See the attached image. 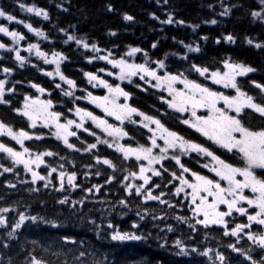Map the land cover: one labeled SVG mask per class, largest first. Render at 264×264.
Masks as SVG:
<instances>
[{"label":"trees","instance_id":"obj_1","mask_svg":"<svg viewBox=\"0 0 264 264\" xmlns=\"http://www.w3.org/2000/svg\"><path fill=\"white\" fill-rule=\"evenodd\" d=\"M28 7L43 9L48 18L28 12ZM225 7L230 11L221 15ZM262 7L259 0H0V9L16 18L8 21L0 17V25L24 36L17 43L0 33V43L7 46L0 49V79L6 80V89H13L5 91L4 99L9 103H0V120L15 131L23 129L31 135L30 140L24 141V147L30 150L25 156L53 153L42 157L44 164L32 166L33 171L45 177L33 182L31 172L22 164H14L7 153L0 151V209H8L0 212L6 221L0 224V264H33V259L41 264H251L244 255L229 248V244L247 252L259 264L264 248L257 243L248 240L236 244L222 238L220 233L198 228L196 221L190 219V210L181 206L182 196L175 197L176 186L161 190L168 201L166 204L143 200L151 186L140 188V193L136 192L137 187L126 190L132 182L139 184L137 178L130 175L138 171V162L127 161L103 143L120 138L97 129L90 119L85 125L89 131L78 129L77 136L68 138L75 145L70 149L54 135L53 125L45 126L44 121L37 119L35 126L30 127L31 121L14 109L23 107L25 96L34 99L42 94L44 99L52 101V111L61 113V123L73 119L72 111L79 107L119 125L120 122L110 119L91 102L89 93L103 97L108 90L98 81H90L85 73H93L112 85L119 84L131 94L130 104L140 109L143 107L137 99H147L141 95L142 91L157 89L148 76L143 80L140 75L120 80L119 69L99 59L101 56L147 64L157 72L183 73L184 77L202 84L206 81L192 69L193 64L210 70L222 69L220 62L231 59L255 69L237 77V81L256 102H264V93L255 86L264 85V20L251 15ZM125 14L133 19L125 20ZM169 15L173 23H163ZM211 20L216 23H209ZM26 24L41 30L47 38L37 36ZM229 34L235 38L234 42L224 39ZM68 35L89 45L95 44L98 51L68 40ZM247 39L254 43L248 44ZM256 43L262 47L256 48ZM29 44H37L49 61L53 59V52L66 57L60 63V71L75 81V87L61 81L55 75L56 64L45 63L35 49L28 50ZM186 45L199 47V51H190ZM13 48L19 49L20 55L25 57L22 65L15 59ZM131 48L141 51L129 55ZM159 60L164 61L163 69L155 63ZM5 67L12 69L11 73H4ZM48 72L53 75H47ZM34 84L45 91L40 92ZM66 91L72 95H65ZM153 96L154 99L161 97L155 93ZM241 118L245 126L264 127L260 124L264 117L258 113L246 110ZM170 127L180 128L177 123ZM128 130L137 131L131 125ZM93 132L96 135H92ZM132 138L138 142L143 140L136 135ZM0 143L23 151L21 145L7 135L0 138ZM93 143L96 148L85 151ZM105 158L114 167L105 165ZM182 163L195 169L190 161ZM5 168L12 170L5 171ZM52 168L56 171L51 172ZM173 169L179 171V165L176 163ZM60 172H64L63 178ZM71 173H75V178L69 184ZM169 202L173 205H168ZM21 213L27 219L13 230ZM116 231L141 239L113 240L112 234ZM9 232L13 234L9 236ZM206 249L209 251L204 255ZM217 253L223 255V261L217 259Z\"/></svg>","mask_w":264,"mask_h":264},{"label":"snow or ice","instance_id":"obj_2","mask_svg":"<svg viewBox=\"0 0 264 264\" xmlns=\"http://www.w3.org/2000/svg\"><path fill=\"white\" fill-rule=\"evenodd\" d=\"M261 5H264V0H259ZM111 10V6H109ZM28 12H35L37 16H43L45 19L48 18V13L40 8L28 7ZM230 9L227 7L224 8V11L221 15H227ZM251 15L255 18L258 17L261 20H264V7L260 11H252ZM0 17H6L8 21H13L16 18L12 15L7 14L3 9H0ZM124 19L131 21L132 16L125 14ZM163 23H173V18L171 15L168 16L166 21ZM178 23L183 24L184 21H178ZM209 23L215 24L216 20H211ZM30 31L34 32L37 36L45 37V33L37 28H33L31 24H26ZM195 27V26H193ZM64 32V29H60ZM0 33L12 38L14 42H19L23 40L24 36L16 31H9V29L3 25H0ZM115 33H113L114 35ZM47 38V37H45ZM68 40H75L78 45H82L85 49L89 47L96 49V45H89L82 39H77L73 35L67 36ZM206 39V37L204 38ZM228 42H234V37L229 34L224 37ZM219 43V40H217ZM247 43L252 45L254 42L251 39H247ZM156 45L153 44V47ZM7 46L4 43H0V49H5ZM190 51H199V47L192 48L191 45H186ZM256 48H261L262 45L259 43L255 44ZM35 49L36 55L44 58L45 63H54L56 64L55 75L59 77L61 81H65L70 87H75V81L67 78L60 71V63L63 59H66L61 53L53 52V59L49 61L45 52L40 51L37 44H29L28 50L31 51ZM16 53L15 59L21 62V65L25 61V57L21 56L19 49H11ZM98 51V49H96ZM141 51L139 48H131L129 55ZM147 55V54H145ZM99 59L106 60L113 67L119 69L117 73L120 80L130 79L133 76L140 75V79L143 80L145 76L155 79V87H160L162 85L166 86L167 91L171 94L172 99L167 101L170 108L176 109L177 111L191 112L193 119H185L182 122L185 125L195 129L202 136L206 137L208 140L212 141L214 144L226 149L229 152L239 153L243 166H236L232 163H228L225 160L221 159L220 156L216 155L208 147L200 143H196L192 140L185 139V137L179 135L175 131H171L166 128L159 119H156L152 116H148L143 112H139L138 109L131 107L129 104H119L117 100L119 97H124L125 101L129 97V93L124 91L119 84L112 85L109 84L106 80L100 79L93 73H85L90 81H98L100 85H103L107 88L109 95L103 97H95L89 93V98L91 102L96 104L97 107L103 109V111L108 116H113L117 121L123 123L125 120L130 119L133 114H138L144 118L147 123H144L145 128H149V124H154L156 129H159L161 132L160 139L164 142V147L160 148L162 153H166L168 149L179 148L182 153L196 152L199 154H204L206 157L211 158L213 162L212 167L210 168L211 172L215 173V176L219 179L209 178L204 175H200L197 172H192L191 175L195 178L194 182H190L188 179L184 178L183 173L188 172L189 169L184 167L181 164L179 156H173L172 159L180 165L183 170L178 177L180 180V187L175 189L176 193L179 194L184 191V188L187 187L191 189V192L188 194L191 197V203L195 205L191 210L196 215H202L203 219L198 220L199 224L208 226L212 224L224 225L225 226V235L229 234V231L232 236L237 237L238 233L243 231L245 228H250L252 222H255L261 226H264V127L255 129L252 127L245 126L242 122L241 114L245 109H251L254 112L258 113L260 117H264V102H256L252 95H248L244 92L238 84L237 77L245 76L250 72H254L255 69L251 66L233 62L231 59H223L220 63L222 64L221 68H216L210 70L206 66H198L193 64L191 67L195 70L201 77L205 79H210L216 85H222L225 89H233L235 95H227L222 91H215L212 88L205 86L202 83L197 82L196 80L188 79L184 77L183 73L171 74L165 73L164 76L157 74V71L147 64H135L129 63L127 60L121 59H109V56H101ZM157 66L161 69L165 67L164 61L159 60L155 62ZM12 69L3 68L4 73H11ZM103 71V69H101ZM113 73H109L112 75ZM47 75L52 76V72H48ZM5 79H0V103L7 104L9 101L4 99L5 91L12 92V88H5ZM179 83L183 85V88H176L174 85ZM255 84V82L253 81ZM60 87V85H56ZM257 88L261 90V93H264V85L255 84ZM40 92H44L45 89L41 88L39 85H33ZM65 95L71 96L70 91H66ZM30 98L25 96V102L22 108L14 109V111L21 113L23 116L27 117L31 121L30 127H34L37 119H43L45 126L49 124L54 126V135L61 139L64 144L72 149L75 148V145L69 142V137L76 136L75 131L70 129L74 126L76 129H81L84 127L85 119H90L97 128L102 129L103 132L107 133L109 136L114 138H122L128 135L121 127L113 126L109 124L107 120L94 115L90 111H86L82 108L77 107L75 109L76 116L79 117V122H76L73 119H67L65 122H60L61 113L60 112H50L48 109L52 107V101H41L39 98L32 99L29 102ZM197 109H206L207 115H197ZM71 111V109H69ZM135 123V121H133ZM84 131H89V129L84 128ZM149 131L153 132L151 139V146L139 145L135 148L125 147L122 144L117 143L116 149L119 152L123 153L125 159L130 156H134L137 161L141 159L147 161V165H140L139 173L131 172L132 177L139 175L140 179L143 180V184L136 188V192L140 193V188L143 185L149 183L151 179L150 176L145 175L146 172L151 171L153 175H160L159 171L152 168L151 165L158 163L159 160L163 159V156H154L153 149L160 147L157 144L155 130L149 128ZM0 134H6L16 141L17 144L21 145L23 151H16L12 147L7 146L4 143H0V151L7 153L11 157L14 164H22L24 168L31 172L33 182L37 180H44L45 177L41 176L38 172L33 171L31 165H36L39 167L41 164H44L43 156L53 155L52 152H41L38 153L34 158H25V154L30 150L27 147H24V141L26 139H31L30 134L20 129L18 131L13 130L10 126L0 122ZM92 135H96L94 132ZM97 141L99 137H97ZM107 143L109 147H112V144L108 143L107 140L102 141ZM96 148V144H89L85 151L89 149ZM99 162L100 158L97 157ZM103 163L109 167H114L112 162L108 159H103ZM205 168L209 166L204 165ZM257 169L261 170V175L257 174ZM5 171H11V168H5ZM56 171L55 168L51 169V172ZM49 172V175H51ZM60 177H64V172H60ZM175 176V173H173ZM241 177L242 179H238ZM75 178V173H71L68 176V183L72 184V181ZM128 177L125 176V180ZM226 185V186H225ZM132 188V185L129 184L126 186V190ZM245 190H250L252 195H246ZM163 195V193H161ZM146 199H159L158 196H153L151 189L148 190V195ZM211 198V199H209ZM64 201H61L63 203ZM163 202V201H161ZM123 203V201H121ZM248 207H245L244 205ZM223 205L226 210H220V206ZM248 208H252L253 211L250 213ZM8 209H0V212H7ZM233 212L240 213L247 217V224H236L234 228L230 230L227 228L226 217L232 215ZM27 217L21 213L17 223L13 225V230L19 228L23 221ZM32 219H36L32 217ZM5 217L0 216V224H5ZM135 227V225H133ZM111 227V225H109ZM13 233L9 232L8 235L11 236ZM248 239L252 240L254 243L258 242L259 245L264 248V233L254 235L251 231L247 233ZM113 240H127V239H141L139 236L130 235L128 233H121L116 231L112 234ZM179 245L180 241H176ZM229 248H232L233 251L241 253L244 257L251 261V264H258V262L253 259L247 252H243L240 248L235 247L233 244L228 245ZM196 249H193L195 251ZM183 252L184 249L181 248ZM209 250L204 251V255L208 254ZM83 255V253H81ZM217 259L223 261L224 257L222 254L217 253ZM33 264H41L40 261L33 259ZM259 264H264V257L261 258Z\"/></svg>","mask_w":264,"mask_h":264},{"label":"flooded vegetation","instance_id":"obj_3","mask_svg":"<svg viewBox=\"0 0 264 264\" xmlns=\"http://www.w3.org/2000/svg\"><path fill=\"white\" fill-rule=\"evenodd\" d=\"M209 81L207 85L212 86V89L215 91H222L227 95H235V91L233 89H225L222 85H216L214 84L210 79H208ZM178 86H182L181 84H178ZM164 94H168L169 98L165 99V103L163 105L159 104V112L157 117H155L156 119H159L161 121V123L166 127L167 126H171L174 123L178 122L182 125H184L185 127H180L177 128L175 130V132H177L179 135L185 137V139H189L192 140L193 139L191 137H195L196 140L195 141H200V142H204L205 146L208 147L211 151H213L216 155L220 156L221 159L225 160L228 163H232L236 166H239V161L236 162L240 155L239 153H235V150L233 152H229L226 149L214 144L212 141L208 140L206 137L202 136L199 132H197L195 129L189 127L188 125H185L182 121L185 119H193V117L191 116V112H184L181 113L179 111H177L176 109L170 108L168 106L167 101L172 99V96L169 92H165ZM246 110V109H245ZM244 110V111H245ZM250 112H254L251 109H248ZM197 111V115H207V110L206 109H198ZM251 118V116H249V119ZM252 120H255L252 118ZM140 122V121H139ZM251 126H257L255 123H248ZM260 124L264 125V121L260 122ZM261 125V126H262ZM137 131L136 133L138 137H142L144 139L143 145L144 146H151V139L150 137H152L153 132L148 131L147 135L143 134L142 136L139 134L140 131L142 132H146V128L144 126H139L138 123H136ZM151 129L155 130V135H156V140H157V144L160 146L158 148H154L153 149V155L154 156H163V159L159 160L158 163H155L153 165H151L152 168L156 169L157 171H159L160 175H154L156 182L163 188V189H171L174 184L176 182V179H174L173 177V173H175V176L177 174H181V171H174L173 167H176V161L174 159H172V157L175 156H179L180 160H181V164L182 161L183 162H191L192 160H200L199 162H196L193 164V166L195 167V169L192 168H188L189 171L183 173L184 178H186V176L190 175V177L188 178L189 181H193L195 178L191 175L192 172H197L200 175H204L207 176L209 178H214V179H219L218 177L215 176L214 172L210 171V168L213 165V162L209 163L208 159H211L209 157H206L205 155L202 154V156H200V154L196 153V152H189V153H182L180 151V149L177 147L175 149H168V151L166 153H162L160 151V148L164 147V142L162 139H160L161 136V132L159 129H156V126L153 124V126L151 127ZM140 161H142L143 165L147 164L146 160L141 159ZM207 164L209 167L205 168L204 165ZM185 165V164H183ZM180 167V165H179ZM140 168V166H139ZM257 174L261 175V170L257 169ZM145 175H148L151 177V179L153 178V173L151 171L146 172ZM238 179H242L241 177H238ZM226 186V185H225ZM191 192V189L187 188V191L184 192L182 194V198H181V203L187 207L188 211H189V207H190V213L192 212V208L195 206L191 203V197L190 195H188ZM245 194L246 195H252L250 190H245ZM211 199V198H209ZM245 207H248L246 204L244 205ZM220 210H226L225 207L223 205L220 206ZM248 211L251 213L253 211L252 208H248ZM194 214V213H193ZM194 217L198 220L203 219L202 215H196L194 214ZM227 220V228L230 230L231 228H234L236 226V224H247V217L245 215H242L240 213H236L233 212L231 216L226 217ZM198 228L204 229V230H210L212 232L215 233H220V235L222 236V238H225L227 236V238L231 239V240H235L237 244L242 243V242H246L248 241V236L247 233L249 231H251L254 235H258V234H262L264 233V226H261L255 222H252L251 227L250 228H245L243 229V231H241L240 233H238L237 237H234L231 235L230 231L228 235H225V226L224 225H216V224H212V225H202L199 224L198 222L195 223ZM251 242H253L252 240H249ZM258 245L259 243L256 242ZM260 246V245H259ZM261 247V246H260ZM262 249V247H261Z\"/></svg>","mask_w":264,"mask_h":264},{"label":"rangeland","instance_id":"obj_4","mask_svg":"<svg viewBox=\"0 0 264 264\" xmlns=\"http://www.w3.org/2000/svg\"><path fill=\"white\" fill-rule=\"evenodd\" d=\"M160 69H161V68H160ZM165 73H167V72L163 71V72H161V74H160V72H157V74L160 75V76H164ZM176 84H177V83H176ZM176 84H175V85H176ZM175 85H174V86H175ZM162 86H164V85H162ZM159 88H160V87H159ZM165 88H166V86H165ZM108 95H109V93H108ZM121 97H122V96H121ZM119 99H120V97L118 98L117 103L121 104L120 101H119ZM39 100L43 101L42 98H41V96L39 97ZM29 102H30V101H29ZM122 104H123V103H122ZM48 111H49V109H48ZM133 116H135V115H133ZM133 116H132V117H133ZM111 117H113V116H111ZM113 118H115V117H113ZM40 120H43V119H40ZM43 121H44V120H43ZM113 126L118 127V125H113ZM1 135H4V134H0V136H1ZM35 156H36V155H35ZM35 156H34V157H35ZM34 157H32V158H34ZM25 158L27 159V158H29V157H28V156H25ZM33 165H34V164H33ZM33 165H31V167H32ZM145 166H148V165H145ZM186 179H187V177H186ZM190 182H194V180H193V181H190ZM184 189H187V187H185Z\"/></svg>","mask_w":264,"mask_h":264}]
</instances>
